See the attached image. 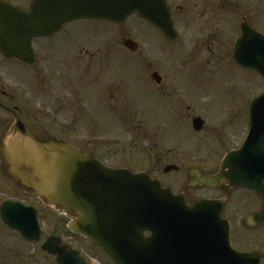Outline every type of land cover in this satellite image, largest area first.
Masks as SVG:
<instances>
[{"label":"water","instance_id":"water-1","mask_svg":"<svg viewBox=\"0 0 264 264\" xmlns=\"http://www.w3.org/2000/svg\"><path fill=\"white\" fill-rule=\"evenodd\" d=\"M11 9L23 15L18 19L30 20L17 27L32 29L38 36H47L62 24L80 19L120 25L138 14L175 39L169 33L171 12L157 0H43L31 13ZM16 40L26 45L9 52L2 44V50L8 57L29 62L32 38ZM250 40L258 38L243 36L238 40L235 58L264 76V53ZM126 46L136 50L132 41ZM250 109L251 132L242 148L227 155L218 176L193 173L190 187L228 183L231 188L253 189L262 197L264 94L252 102ZM202 125L198 119L196 130L200 131ZM0 155L7 162L8 172L24 187L41 195L48 204L76 213L78 218L69 225L70 231L92 240L114 264H264L263 253H239L232 248L229 223L222 219L224 200H200L188 205L183 194L175 195L146 173L110 169L68 144L36 140L18 117L0 141ZM250 221L264 222V213ZM44 251L56 256L58 264H86L58 238L49 240Z\"/></svg>","mask_w":264,"mask_h":264},{"label":"rangeland","instance_id":"rangeland-1","mask_svg":"<svg viewBox=\"0 0 264 264\" xmlns=\"http://www.w3.org/2000/svg\"><path fill=\"white\" fill-rule=\"evenodd\" d=\"M219 19H227L223 28L225 34L227 31V35L219 38L220 48L214 60L211 61L208 55L199 60V64L210 65L209 71L206 72L186 69L194 67L195 60L191 62L190 59L193 56L189 54L191 55L190 52L195 45L202 43L203 39L200 37H185L183 46L172 47L173 56L168 55L166 58L169 49L161 47L160 42L155 41L148 26L134 17L120 26L105 22H78L79 24L74 25L73 52L69 55L70 61L64 62L68 66L74 64L70 72L73 74V77L70 76L71 85L72 90L76 88L78 94L79 91L81 92V103L84 100L83 94L88 92L91 105L89 120L91 128L86 132L81 129L76 131L75 135L67 137L77 145L92 149L99 160L107 159L106 163L111 167L125 168L133 172L146 171L152 169L153 165H157L158 161L154 159L163 151V147L168 150L170 148L177 150V154H180V159L185 165L181 173L168 175V179L180 181L181 187H177L178 192L184 191L183 185L188 183V168L207 169L213 163V165L220 164L228 150L239 147L246 135V130L241 129L240 126L227 128L220 121L228 112H237L244 106L247 107L252 99L263 93L264 83L259 76L246 75L248 72L236 67L230 61V53L236 38L235 33L231 32L234 28L227 11L221 13ZM128 39L139 44L141 50L137 56L129 53L124 47V41ZM224 43L226 46H223ZM181 52L184 55H181ZM228 54L229 59H227ZM85 55L88 59L84 63ZM209 61L211 63H208ZM76 62H81V65ZM136 64H139L141 68L139 73L134 69ZM154 65L164 76L174 80L178 77L184 84L185 94L188 96L186 97L187 106H192L195 113L203 115L207 120L206 126H209V129L205 133L194 132L190 125L185 130L178 128L174 113L171 112L167 101L158 97L150 87L148 72ZM177 66L176 70L180 73L175 75L173 69ZM48 68L51 70L44 74L41 70H37L40 74V84L26 86L25 79L32 80V73L24 77L21 74L22 67L17 64L10 66L11 81L8 82L7 87L11 92L13 105L30 111H35L40 106L51 105V100L55 96L46 97V93H51L54 89V95H57L58 83L55 81V71H53V68L57 67L50 64ZM66 84L63 82L60 90L67 93ZM121 84H124V89ZM86 87L87 89H84ZM118 88H121L120 92L116 91ZM244 90V94H247L239 97L238 94L243 93ZM115 93L120 99L126 101L120 109V114H127V117H116L115 113H109L107 106ZM128 93L133 94L132 108L130 98L126 97ZM45 100L49 101L45 102ZM193 111L190 110L189 113L194 114ZM59 119L62 120L61 117ZM29 120L31 125L33 122L39 123L38 119L29 118ZM85 122L86 119L81 118L80 125H84ZM219 127L222 133H217ZM59 134L62 135L60 131ZM219 135L223 138L220 139ZM179 142L183 143L178 144ZM87 143H90V146ZM155 147L156 150L153 151L152 148ZM207 161L210 162L206 165ZM220 196L213 189H196L190 194V200L215 199ZM247 198L239 192L232 193L228 201L230 212L236 206L243 205ZM66 212L68 211L44 207V228L47 233L51 235L56 231L57 234L53 235L63 238L66 243L73 247H83L89 255L91 264H113L88 240L85 242L84 238H76L68 231L67 224L72 216ZM246 216L247 213L243 212L228 214V218L232 221L233 235L242 249L259 245L257 239H251L245 235V226L242 221ZM55 220H58L57 225ZM51 260L54 261V259ZM51 260L44 261L43 264H52Z\"/></svg>","mask_w":264,"mask_h":264},{"label":"flooded vegetation","instance_id":"flooded-vegetation-1","mask_svg":"<svg viewBox=\"0 0 264 264\" xmlns=\"http://www.w3.org/2000/svg\"><path fill=\"white\" fill-rule=\"evenodd\" d=\"M41 1L43 0H0V141L4 140L9 131L13 128L17 115L19 120L25 125L35 139L41 142L55 140L57 142L66 143L86 155H93L94 152H92V149L77 145L67 137L68 135H75L76 131H80L81 129H83L84 132L90 130L91 124L89 123V120L91 105L88 92L87 94H83L84 100L83 103H81V92L79 91L78 94L76 88L72 90L70 76L73 77V74H70V72L71 69L74 68V64L72 66H68L66 65L67 63H65L67 60V62L70 61L69 55L72 54V50L74 48V25L78 22L87 23L91 21L81 20L62 24L57 32L45 34L47 36L44 37L34 38L31 42L34 52L31 60L34 62H23L17 58L8 57L2 50V44H4V50L9 52L21 47L22 43H18L16 38L37 37L32 29H19L17 27H22L21 25L23 22L30 20H28V18L26 21L18 19L23 15L13 13L11 8L15 7L21 12L31 13L36 3ZM44 1L47 2L46 0ZM157 1L162 3L164 2L169 8L171 12L173 30L178 37V41L168 39L163 31L154 22L143 20L138 15H134L133 17L136 18L137 21H141L148 26L151 33L154 35L155 41H159L161 47L169 49L168 54H166V58L168 55L170 57L173 56L171 53L172 47L183 46L185 37H200L203 39L202 43L195 45V48L190 52L191 55L189 54V56H193L190 61L193 62L195 60L194 67L186 69L205 72L209 71L208 67L210 65L199 64V60H201L205 55H208L211 58V61L216 57L218 53L217 50L220 48L219 38L226 37L225 35H227V31L225 34V31L223 30L227 19L219 18L221 13L227 11L229 17H231V21H228L231 22L232 28H234L231 32L235 33L236 36L233 49L230 53V61L236 67L248 72L246 75L259 76L262 83H264V77L254 70L245 69L239 66L234 59L236 40L243 35V28L246 30V32H244L245 36L258 38V40L254 42L257 44L256 47L264 53V0ZM31 20L34 19L31 18ZM13 22L18 25L14 26L15 24H13ZM223 46H226L225 43ZM140 50L141 48L139 46L138 51L131 54L137 56L140 53ZM181 55H184V53L181 52ZM60 56L65 60L59 58ZM185 56L187 55L185 54ZM84 58L85 63L88 58L86 55ZM227 59H229V54ZM211 61L208 63H211ZM76 63L81 65V62ZM12 64H17L23 68L24 74L23 72L21 74L24 77L27 74L32 73V80L25 79L26 86L34 83L40 84L41 79L40 74L37 71L38 69L41 70L42 74H44L47 73L48 70H51V68H48L50 64L56 65L57 68H53V71H55V81L58 83L56 90L57 95H54V89L53 92L46 93V97L52 98L55 96L51 100V105H46L45 107L40 106L35 111H30L29 109H24L22 107L19 108L18 106L13 105L11 101V92L9 87H7L8 82L11 81L10 66ZM134 69L137 72L141 70L139 64L134 65ZM176 69H178V66L173 69L175 75L180 73ZM148 75L152 83L151 85L148 81L150 87H152L158 97L167 101L171 112L174 113V119L180 130L187 129L188 125H190L193 129L194 123L198 117H201L205 121L203 129L199 134L205 133L209 129V126H206L207 120L204 116L195 113L192 106H187L186 97L188 98V96L185 94L184 84L179 81L177 76V80L168 78L164 76L161 70L155 67V65L149 70ZM233 79L235 80V78ZM63 82L67 83V93L60 90L63 86ZM121 85L124 89V84ZM84 89H87V87ZM120 89L118 88L116 91L118 90L120 92ZM111 92H113V90H111ZM244 93L245 90L243 93H239L238 96L241 97L242 95L245 96L247 94ZM123 96H125V94H123ZM126 97H128V99L130 98L129 100L132 108L133 103L131 99L133 98V94L128 93L126 94ZM248 98H250V96H248ZM47 101L49 100H45V102ZM124 102L126 101L124 99H120L116 93L112 95L110 104L108 103L107 106L109 113H115L116 117H127V114H120V109L123 107ZM250 103H248L247 107L244 106L242 110L237 112H228L227 115L220 121L222 122V125L227 128L240 126L241 129L246 130L244 140L247 139L251 132ZM190 110L193 111L194 114L189 113ZM60 117L62 120L59 119ZM29 118H32L33 120L38 119L39 123L37 124L33 122V125H31ZM51 118H54V120H51ZM81 118L86 119L84 125H80ZM59 131L62 135L59 134ZM217 133H222L220 127L217 129ZM219 138L221 139L223 136L219 135ZM182 143L183 142H179L178 144ZM87 144L90 146V143ZM239 147L232 148L230 150H236ZM162 149L163 151L154 159L158 161L157 165H153L152 169L146 171H136L135 173L146 172L152 179L159 180L163 187L170 189L175 194H184L188 203H193L194 201L199 200H190V194L192 191L196 190L189 189L188 187L191 173L194 170H199L203 175H217L221 170L223 158L221 159L220 164L213 165V163L207 169L202 167L188 168V183L183 185L185 186L184 191L178 192L177 187H181L180 181L169 180L168 175L181 173L185 163H183V160L180 159L181 156L180 154H177V150H173L172 148L168 150L166 147H163ZM152 150L155 151L156 147L152 148ZM230 150H228V152ZM95 154L94 156H96ZM262 155L263 158L261 160L260 173L262 197L253 190L232 189L227 183L223 184L221 188H197L213 189L221 195L219 198L215 199H226L222 217L230 223L232 247L239 252L247 253L259 251L264 253V224H252L248 221L253 215L264 212V151H262ZM104 161L106 163L107 159H104ZM209 162L210 161H207L206 165ZM235 192L246 195L248 198L244 201L243 205L236 206V208L230 212L228 201L230 195ZM44 207H49V205L45 203L43 197L36 192L27 189L17 178L13 177L8 172V165L5 158L0 155V264H43L44 261L51 259H54V261L51 260L52 264H57L55 257L49 256L44 252V245L49 240V237H53L55 236L53 234H57L55 231L49 235L47 230L44 228ZM235 212L247 213V216L242 221L245 226V235L251 239H257L259 241L258 246H253L250 249H242L238 246L239 241L237 242L233 235L232 221L228 218L229 213L234 214ZM69 216H72V219L70 220L77 217L71 213ZM58 220H55L57 221L55 225L58 224ZM46 234L48 236H46ZM87 240L93 245L89 239H86L85 242ZM63 242L66 243L64 240ZM70 246L77 250L80 255L85 258L87 263L90 264L89 255L83 247H73V245Z\"/></svg>","mask_w":264,"mask_h":264}]
</instances>
